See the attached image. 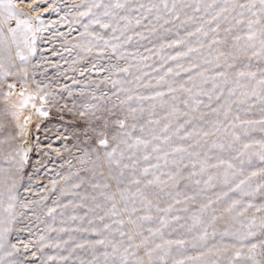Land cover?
Here are the masks:
<instances>
[{
    "label": "snow or ice",
    "instance_id": "obj_1",
    "mask_svg": "<svg viewBox=\"0 0 264 264\" xmlns=\"http://www.w3.org/2000/svg\"><path fill=\"white\" fill-rule=\"evenodd\" d=\"M22 5L0 0V254L26 218L31 259L0 264H264V0L73 4L77 88L30 76L49 28ZM52 107L74 113L76 152L22 197L31 113Z\"/></svg>",
    "mask_w": 264,
    "mask_h": 264
},
{
    "label": "rangeland",
    "instance_id": "obj_2",
    "mask_svg": "<svg viewBox=\"0 0 264 264\" xmlns=\"http://www.w3.org/2000/svg\"><path fill=\"white\" fill-rule=\"evenodd\" d=\"M32 2L38 5L36 11H30L27 5H22L23 10L29 12L30 15H40L49 30L40 34L42 38L37 41L36 54L31 57L27 65L30 76L35 74L36 79L44 83L51 81L54 88L57 84L61 87L68 84L77 88V86L72 85V81L68 77L75 76L77 79H87V74L85 77H80L79 69L75 73L71 71H68L66 75L61 73L69 68V64L65 63V60L71 61L72 59L64 51V46L68 41L75 42L79 38V32L83 30L79 23H73L71 25L72 31L69 33V21L76 18L78 11L72 5L81 4L83 0H32ZM53 7L57 8L58 11H52ZM64 17L67 19H62ZM61 33L68 37L67 41L60 35ZM92 76L95 78L96 74L92 73ZM8 82H15V78L9 77ZM7 90L6 85L0 87V111L6 107L2 93ZM15 91H20L19 84H17ZM16 99V97L12 98L14 101ZM59 102L61 107L65 102L68 103L69 108L72 107L71 98H68L66 94H64V99ZM30 111V109H26L25 115L30 114ZM31 114L33 119L29 125L28 143L32 151L29 152L28 164L25 167V175L19 191L22 197L28 196L33 199L45 195L43 186L49 185L50 180L56 177L57 173L67 169L65 161L72 158L68 150H71L72 153L76 152L73 145L77 143L74 133L77 131L78 121L73 112L60 111L57 107H52L47 117H37L34 113ZM5 120L11 121L12 117L8 115ZM21 122L23 121L21 120ZM73 163H75L74 160ZM29 176L32 177L31 181L28 179ZM25 188H30L31 191L26 192ZM33 192L37 193L36 197L33 196ZM31 226L26 218H21L13 226L14 231L9 238L12 243L18 244L20 252L12 258L6 254H0L3 255L5 261L16 259L23 262L31 259L30 253H25L23 246L18 243L21 240L27 242L29 238L27 228ZM32 251L35 249L33 248Z\"/></svg>",
    "mask_w": 264,
    "mask_h": 264
},
{
    "label": "bare ground",
    "instance_id": "obj_3",
    "mask_svg": "<svg viewBox=\"0 0 264 264\" xmlns=\"http://www.w3.org/2000/svg\"><path fill=\"white\" fill-rule=\"evenodd\" d=\"M28 146L30 147V144L28 143Z\"/></svg>",
    "mask_w": 264,
    "mask_h": 264
}]
</instances>
